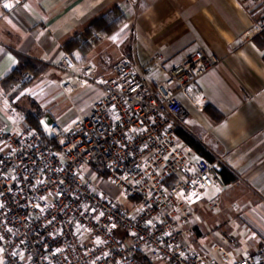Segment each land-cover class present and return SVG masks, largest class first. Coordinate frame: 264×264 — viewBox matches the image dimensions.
Listing matches in <instances>:
<instances>
[{
    "label": "built area",
    "instance_id": "obj_1",
    "mask_svg": "<svg viewBox=\"0 0 264 264\" xmlns=\"http://www.w3.org/2000/svg\"><path fill=\"white\" fill-rule=\"evenodd\" d=\"M8 1L15 0L0 3ZM249 2L256 14L247 38L264 30V0ZM160 59L144 67L123 57L110 76L98 77L66 54L56 83L68 95L98 86L91 111L66 126L52 122L46 143L32 127L0 121L3 264H140L139 254L150 264H264V245L240 251L193 241L190 205L204 189L221 192L222 159L210 160L179 136L187 132L180 95L202 105L198 80L219 59L198 49L167 70ZM154 72L165 78H150ZM103 182L128 205L99 188Z\"/></svg>",
    "mask_w": 264,
    "mask_h": 264
},
{
    "label": "crops",
    "instance_id": "obj_2",
    "mask_svg": "<svg viewBox=\"0 0 264 264\" xmlns=\"http://www.w3.org/2000/svg\"><path fill=\"white\" fill-rule=\"evenodd\" d=\"M8 5V7H5ZM118 5L128 16L124 26L95 46L86 56L76 50L67 53L63 45L74 32L83 30L93 19ZM249 0H15L0 3V101L11 104L27 94L29 106L18 108L24 125L12 123L0 111V121L20 130L26 128L20 109L33 105L43 112L49 126L68 125L80 114L91 111L100 96L98 86L88 87L98 95L72 112V93L66 94L57 81L65 73L60 68L68 54L79 64L92 66L98 77L112 74V66L123 57L147 66L160 57L167 70L186 55L201 49L216 56L218 64L198 80L204 102L192 105L181 94L183 125L198 139L212 158L236 177V182L204 189L193 199L190 225L193 241L206 244L201 224L204 213L224 221L217 242L225 250L255 251L264 245V30L253 37L244 36L255 16ZM131 44L129 46L128 44ZM36 59L48 65L52 80L31 93L29 87L7 90L5 76L18 61ZM165 78L156 72L152 78ZM47 88H51L45 92ZM45 92V93H44ZM3 97V98H1ZM34 103V104H33ZM215 108L223 118L215 121L204 108ZM1 108V106H0ZM10 110L12 107L10 106ZM218 194H223L219 198ZM218 198V199H217ZM216 214V215H215ZM1 258V257H0ZM3 264L2 258L1 263Z\"/></svg>",
    "mask_w": 264,
    "mask_h": 264
},
{
    "label": "trees",
    "instance_id": "obj_3",
    "mask_svg": "<svg viewBox=\"0 0 264 264\" xmlns=\"http://www.w3.org/2000/svg\"><path fill=\"white\" fill-rule=\"evenodd\" d=\"M130 1L135 3L137 0ZM127 20L128 16L126 13L118 5H114L106 12L93 19L83 30L74 32L71 38L63 45V49L70 54L72 51L76 50L81 56H86L95 46L124 26ZM47 68L48 65L36 59H27L22 62L18 61L15 67L5 76L6 82L9 83V87L6 89L9 90L17 86L16 90H22L29 86L35 78L45 73ZM26 73H31L32 77L28 81H23L22 77ZM204 110L216 122L223 118L222 114L215 108L206 106ZM20 112L23 115L26 125L36 129L41 134L44 143H46L48 134L42 126L41 118L43 117V112L38 105H33L32 109L29 110L20 109ZM178 134L197 152L208 157L210 160L213 159L208 155L202 143L193 135L181 129L178 130ZM218 171L223 184L236 182V177L228 168L222 166ZM167 183L169 185L172 184V180H169ZM137 258L140 264H150L147 257H143L139 254Z\"/></svg>",
    "mask_w": 264,
    "mask_h": 264
},
{
    "label": "rangeland",
    "instance_id": "obj_4",
    "mask_svg": "<svg viewBox=\"0 0 264 264\" xmlns=\"http://www.w3.org/2000/svg\"><path fill=\"white\" fill-rule=\"evenodd\" d=\"M131 46V44H128ZM52 80L55 84L54 75L52 71H46L42 75L35 78L32 83L28 86L30 89V93L34 88H37L38 85L44 84L45 81ZM51 88H47L45 92L49 91ZM44 92V93H45ZM96 96H98L95 91L90 90L88 87L81 88L74 93H72V112L74 110L78 109L79 106H85L89 104L91 100H93ZM3 98V97H1ZM93 98V99H92ZM31 98L29 94L25 95L17 105L11 104L10 100L5 98L2 101H0V111L4 113V115L14 124L21 125L19 127H22L24 125L22 121V117L19 114L18 108L20 107H28L30 104ZM10 106L12 107V110H10ZM5 126L9 129H14L10 127L5 121ZM42 126L45 129V131L49 132V126L46 125L45 121L42 120ZM14 130H20L19 128ZM88 181L91 184L97 183V177L95 172H89L86 176ZM99 188L103 189L105 192L109 193V195L113 198H115L118 202L122 203L123 205H128V201L126 200L123 193H121L117 188L112 187L107 182H103L99 185ZM223 194H218L219 198L222 197ZM218 199V198H217ZM216 215V214H215ZM203 227V231L205 233L206 239V247H210L214 244H217V242L221 241L220 235H218V232H223L224 228V221L218 216H213V214L210 213H204L203 216V223L201 224ZM1 250V247H0ZM1 263V258H0Z\"/></svg>",
    "mask_w": 264,
    "mask_h": 264
},
{
    "label": "snow or ice",
    "instance_id": "obj_5",
    "mask_svg": "<svg viewBox=\"0 0 264 264\" xmlns=\"http://www.w3.org/2000/svg\"><path fill=\"white\" fill-rule=\"evenodd\" d=\"M5 7H8V5H5Z\"/></svg>",
    "mask_w": 264,
    "mask_h": 264
}]
</instances>
